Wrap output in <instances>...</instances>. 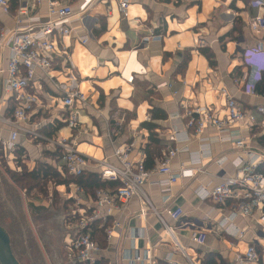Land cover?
<instances>
[{
	"label": "crops",
	"instance_id": "crops-1",
	"mask_svg": "<svg viewBox=\"0 0 264 264\" xmlns=\"http://www.w3.org/2000/svg\"><path fill=\"white\" fill-rule=\"evenodd\" d=\"M22 1L30 5L31 17L46 21L47 0H42L40 5L33 4L32 0ZM61 1L71 5L75 12L82 11L80 7L88 2L85 27L76 22L74 33L66 42L69 45V59L74 65L73 72L86 102L77 110L79 126L76 131L65 125L51 136L44 135L43 127L58 122L66 113L62 112L58 94L50 84L44 80L35 82V86L33 84L29 92L36 94L38 102L29 112V123L25 128L37 135L20 134L15 151L22 152V158L32 155V166L34 162L44 163L61 172L62 162L50 159L45 154L59 150L55 141L62 137L70 143L74 142L76 150L92 165L107 161L117 166L113 153L124 146H131L129 159L132 162H144L143 149L148 143V132L140 125L149 122L152 106L161 109L166 116L162 123L164 138L169 131L185 129V109H208L221 117L225 112L227 96L253 113L257 107H264V96L253 93L254 84L264 72V32L255 35L248 27L249 19L264 16V7L254 5L259 0H128L126 18L119 10L121 0ZM14 14L5 16L0 12V26L11 28ZM102 27L104 30H101ZM87 31H90L93 39L81 45L76 37L87 34ZM200 42L204 43V47H198ZM201 49H208L213 54V66L201 54ZM256 49H261L259 56L251 53ZM186 55L189 60L184 73L178 75L177 69ZM8 58V49H0L1 67L6 66ZM129 59L135 63L132 67ZM126 66H129L128 70H125ZM140 67L145 72L132 73L133 78L128 81L130 72ZM244 76L245 81L242 82ZM163 84L170 87H161ZM5 97L0 83L2 118H6L8 100H13ZM9 131V127L0 122L2 136L6 137ZM216 133L214 129L206 128L202 136L215 137ZM240 133L246 139L247 151L257 167L264 164V147L257 142L264 131L251 132L243 128ZM188 136V142L171 144L172 147L187 149L173 158L171 170L177 173L182 168L190 171L199 168L201 171L194 172L190 179L179 180L169 188L167 194H161L160 188L152 185L164 179L155 174L150 176L142 189L159 213L165 209L181 208L184 222L207 232L205 244L197 246L189 240L191 225L176 229L174 222L166 215H162V223L147 210L143 200L133 197L127 204H121L104 225L101 221L95 222L102 228L104 236L102 245L94 240L100 250L97 260L103 258L108 264H142L134 261L139 256L145 260H156L159 264H168V258L177 264H200L205 255L217 254L228 264H235L234 256L243 253L251 243L257 244L264 253V235L256 224V212L247 218L232 219L231 224L243 234L230 236L218 223L230 216L241 201L231 199L224 205H218L210 199L202 200L198 192L201 189L207 192L222 177L236 174L238 152L233 144L229 141L210 144L211 158L202 160L197 166L191 164L189 153L196 152L199 144L189 131ZM164 144H168L166 139ZM163 149L154 164L148 160L147 171L157 168ZM219 159H224L220 166L215 164ZM88 172L99 174L94 169ZM50 187L60 192V196H68L66 198L73 204L71 213L81 210L88 216L95 210V200L90 201L84 192L82 196L76 193L74 184ZM74 198H80L79 205H76ZM68 221L71 232H74V220L70 218ZM114 222L119 226L113 229L112 240L108 242L105 229ZM166 227L172 228L174 240ZM177 245L184 254L177 250Z\"/></svg>",
	"mask_w": 264,
	"mask_h": 264
},
{
	"label": "built area",
	"instance_id": "built-area-1",
	"mask_svg": "<svg viewBox=\"0 0 264 264\" xmlns=\"http://www.w3.org/2000/svg\"><path fill=\"white\" fill-rule=\"evenodd\" d=\"M32 2L35 5H40L42 0H32ZM87 3L80 7L82 11L75 12L71 5L63 3L61 0H47V19L45 22H41L38 18L29 15L30 5L27 1L17 0L13 26L0 28V49H8L9 51L6 66H0V83L6 95L5 98H13L14 102L17 103L12 118L0 116V122L10 129L6 137L0 133V159L13 156L17 149V140L20 134L37 135L34 131L30 132L25 128L29 123V112L38 102L36 94L29 92V89L35 86V82L44 80L50 84L54 92L58 94V102L62 112L67 114V119L60 118L59 120H63L69 129L77 130L79 126L77 110L86 102V98L81 92L78 79L73 72L74 65L69 59V45H66V42L72 37L76 22L85 27L84 18L87 13ZM254 5L262 8L264 1L259 0L254 2ZM128 6V0L119 2V10L125 18L127 17ZM0 12L5 16L10 15L9 0H0ZM248 27L253 34H262L264 32V16L257 15L249 19ZM87 32V34L76 37L81 45H86L93 39L90 31ZM198 47H204V43L200 42ZM260 50L256 49L251 53L254 56H259ZM131 61L129 59L128 63L132 67L135 63H131ZM128 67L126 66L125 70H128ZM135 69L137 70L130 72L128 81L132 80V73L145 72L142 67ZM244 81L245 76L242 82ZM237 82L235 81V83ZM256 83L253 86V93ZM161 87L170 86L163 84ZM184 117L186 118L185 129L168 132L166 141L169 145L167 144L162 150L160 162L153 171H147L142 160L132 162L129 159L131 146H124L114 151L113 157L118 162L117 166L109 164L107 161L92 165L76 150L74 142L70 143L67 138L63 137L55 141V145L61 150L60 159L68 175L79 177L94 169V171H99L102 180L120 182V187L115 192L103 190L95 192V210L90 215H85L81 210L70 214V218L74 220L72 226L74 234L66 246L65 260L67 264H93L97 260L100 250L90 236V227L97 221H101L104 225L107 218L111 217L121 204H127L133 197L143 200L147 210L152 212L161 222L162 215H166L174 222L176 229L191 225L193 228L191 227L189 240L197 246L205 244L207 232L199 230L193 224L184 222V213L181 208L165 209L159 213L153 208L142 189L150 176L155 174L163 176L164 179L152 183V185H157L161 194H167L169 188L179 180L190 179L194 172L201 171L199 168H196L195 171L182 168L177 173L171 170L173 158L178 153L187 151L186 148L172 147L171 144L188 142V131L192 138L197 139L199 144L196 152L189 153L192 165L198 166L202 160L211 158L209 149L212 143L229 141L238 152L235 160L237 172L233 177H222L220 182L207 192H204L203 189L198 191L202 200L210 199L218 205H224L231 199L241 201L233 209L230 216L219 221L218 226L230 236H241L243 232L231 224L232 219L236 217L247 218L256 212L258 216L256 224L260 228V233L264 235V175L257 172V163L247 151L246 139L240 133L243 128L251 132L259 129L264 131V107H257L253 113L245 110L232 97L227 96L225 112L221 117L208 109L200 108L185 109ZM206 128L214 129L217 135L215 137H203L202 134ZM223 162L224 159H219L215 161V164L220 166ZM74 190L82 196L81 188L74 185ZM74 199L77 201L76 205H79L80 198ZM142 213L144 214V210ZM118 226V223L114 222L112 226L105 229L108 242L112 240L113 229ZM166 231L174 240L172 228L166 227ZM177 250L184 254L178 245ZM134 261L142 262V264H159L156 260L150 258L145 260L139 256L135 257ZM234 261L235 264H264V253L259 250L257 244L251 243L243 253L234 256ZM167 263L177 264L171 258L167 259Z\"/></svg>",
	"mask_w": 264,
	"mask_h": 264
},
{
	"label": "rangeland",
	"instance_id": "rangeland-1",
	"mask_svg": "<svg viewBox=\"0 0 264 264\" xmlns=\"http://www.w3.org/2000/svg\"><path fill=\"white\" fill-rule=\"evenodd\" d=\"M22 155L17 151L0 159V226L9 235L20 264H67L66 246L74 234L68 221L73 204L49 184L26 181L29 189L24 191L14 183L11 175L18 176L23 168L30 171L36 165L30 162L32 155Z\"/></svg>",
	"mask_w": 264,
	"mask_h": 264
},
{
	"label": "trees",
	"instance_id": "trees-1",
	"mask_svg": "<svg viewBox=\"0 0 264 264\" xmlns=\"http://www.w3.org/2000/svg\"><path fill=\"white\" fill-rule=\"evenodd\" d=\"M163 2H169L170 0H160ZM177 1V0H175ZM17 8V0H9V10L10 14L15 13ZM1 27V26H0ZM101 30H104L102 27ZM201 54L207 59L210 66L214 65V57L213 54L208 49H201ZM166 56V55H165ZM189 57L187 55L183 58V62L181 66L177 69V73L183 74L185 70L186 63L188 62ZM254 94L255 95H262L264 96V72L261 73L260 80L256 83L254 87ZM13 99V98H12ZM7 109L5 111L6 118H12L13 112L17 107V103L13 100H8L7 102ZM150 120L149 122H143L140 125L141 129H144L148 132V143L144 147L143 151L145 153V160L143 162L145 169H147L148 160L151 164H154V160L159 157L160 150L166 146L164 141L166 138L162 135L164 128H162V123L166 120V116L164 112L157 108L153 107L149 111ZM64 119H67V114L64 115ZM66 123L62 121H54L49 123L47 126L43 127V134L47 136H51L54 132L59 131L62 129ZM41 131V130H40ZM39 131V132H40ZM257 142L259 145L264 147V133L260 134L257 138ZM16 153L14 152L13 155ZM46 157L50 159H55L58 162H61V150L57 149L54 153H46ZM257 172L264 175V164H261L257 167ZM11 179L14 183H17L22 190L27 191L29 189V184L26 181L34 182L36 185L39 183H44L45 185L49 184L53 187L58 186H69L70 184H74L77 187L81 188L84 192V195L87 196L90 201L95 200V192L99 190L103 191H110L115 192L120 187V182H113V181H105L100 178V175L96 172H85L79 177H73L67 174L65 168L62 164L61 172L58 169L53 168L50 165L44 163H36L32 170H27L23 168L21 174L15 176L14 174L11 175ZM52 183V184H51ZM28 186V188H26ZM33 186V185H31ZM35 186H33L34 188ZM91 238L97 241L100 245L104 242V236L102 233V228L99 227L98 223H94L91 227ZM87 264V263H83ZM93 264H108L107 260L101 258L96 260ZM200 264H228L223 259H221L217 254H208L205 255L204 258L201 260Z\"/></svg>",
	"mask_w": 264,
	"mask_h": 264
},
{
	"label": "water",
	"instance_id": "water-1",
	"mask_svg": "<svg viewBox=\"0 0 264 264\" xmlns=\"http://www.w3.org/2000/svg\"><path fill=\"white\" fill-rule=\"evenodd\" d=\"M1 263L20 264L13 254L9 235L0 226V264Z\"/></svg>",
	"mask_w": 264,
	"mask_h": 264
},
{
	"label": "bare ground",
	"instance_id": "bare-ground-1",
	"mask_svg": "<svg viewBox=\"0 0 264 264\" xmlns=\"http://www.w3.org/2000/svg\"><path fill=\"white\" fill-rule=\"evenodd\" d=\"M124 76L126 77V75L124 74ZM1 264H3V263H1Z\"/></svg>",
	"mask_w": 264,
	"mask_h": 264
}]
</instances>
